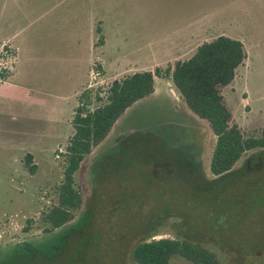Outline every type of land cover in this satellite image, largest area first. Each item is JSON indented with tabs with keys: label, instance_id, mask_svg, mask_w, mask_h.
I'll use <instances>...</instances> for the list:
<instances>
[{
	"label": "rangeland",
	"instance_id": "obj_1",
	"mask_svg": "<svg viewBox=\"0 0 264 264\" xmlns=\"http://www.w3.org/2000/svg\"><path fill=\"white\" fill-rule=\"evenodd\" d=\"M36 3L39 42L59 39L72 18L86 19L84 7L101 19L106 41L94 55L104 70L99 66L93 75L90 97L83 98L87 108L102 102L94 96L104 97L113 79L165 69L176 59L171 39L204 26L208 36L221 32L243 41L247 57L222 87L225 104L245 134L264 127V0ZM154 79V92L128 107L80 163L74 187L81 204L58 228L42 214L57 203L68 134L59 150L51 138L37 136L45 131L42 121L0 107V264H136L133 246L163 237L200 242L223 264H264V148L212 174L215 137L208 124L185 108L169 79ZM245 90L263 98L249 113ZM29 150H39L33 174L24 162ZM169 264L192 263L173 257Z\"/></svg>",
	"mask_w": 264,
	"mask_h": 264
},
{
	"label": "trees",
	"instance_id": "obj_2",
	"mask_svg": "<svg viewBox=\"0 0 264 264\" xmlns=\"http://www.w3.org/2000/svg\"><path fill=\"white\" fill-rule=\"evenodd\" d=\"M245 59L246 51L239 39L219 34L201 42L190 57L176 59L163 70L157 66L113 79L104 97L94 96L102 102L91 109L83 103V98L89 99L91 89L83 90L77 96L71 118L72 134L65 145L57 203L42 214V220L51 228H58L73 218V211L81 204V196L74 187V174L80 163L106 137L128 107L154 91L155 76L169 79L185 108L208 124L215 137L209 159L212 174L225 173L245 152L264 148V127L245 134L232 122V114L222 95V87L232 82L236 69ZM24 162L33 174L36 165L30 153L25 154ZM173 257L184 258L192 264H223L205 245L185 238L141 240L131 250L136 264H169Z\"/></svg>",
	"mask_w": 264,
	"mask_h": 264
},
{
	"label": "crops",
	"instance_id": "obj_3",
	"mask_svg": "<svg viewBox=\"0 0 264 264\" xmlns=\"http://www.w3.org/2000/svg\"><path fill=\"white\" fill-rule=\"evenodd\" d=\"M36 2L38 0H0V42L8 41L17 53L16 63L7 81L0 83V107L8 108L13 115L28 122L42 121L45 131L37 136L42 140L51 138L60 150L59 140L65 139L67 133L68 142L72 134L71 118L78 93L93 84V75L99 74V66L104 70L102 62L94 54L98 48L103 47L106 40H99L103 32L101 19L97 18L96 11L84 7L83 10L88 15L86 19L72 18V21H68L69 25L62 27L59 39L39 42L36 22L41 17L37 12ZM204 28L184 29L171 39V49L175 51L176 59L190 57L201 42L214 37L206 35ZM219 34L222 33L217 35ZM230 37L243 43L238 37ZM237 70L238 68L232 82L237 76ZM231 89L234 90V87ZM171 91L176 90L173 87ZM222 95L225 102L223 91ZM263 98L252 97L245 90L242 96L247 110L245 113L251 112L255 103ZM258 111L262 113V109ZM230 112L232 120H235L234 113ZM235 123L244 126L237 121ZM38 152L39 150L25 152L32 155L36 171L39 167L36 157Z\"/></svg>",
	"mask_w": 264,
	"mask_h": 264
},
{
	"label": "built area",
	"instance_id": "obj_4",
	"mask_svg": "<svg viewBox=\"0 0 264 264\" xmlns=\"http://www.w3.org/2000/svg\"><path fill=\"white\" fill-rule=\"evenodd\" d=\"M17 60L16 49L8 42H0V83L6 82Z\"/></svg>",
	"mask_w": 264,
	"mask_h": 264
}]
</instances>
